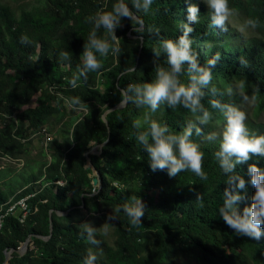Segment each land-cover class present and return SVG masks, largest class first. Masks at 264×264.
I'll return each instance as SVG.
<instances>
[{
  "label": "trees",
  "instance_id": "16d2710c",
  "mask_svg": "<svg viewBox=\"0 0 264 264\" xmlns=\"http://www.w3.org/2000/svg\"><path fill=\"white\" fill-rule=\"evenodd\" d=\"M17 1L0 0V157L22 160L23 166L0 167V205L17 191L21 192L16 199L33 196L27 201L31 213L22 224L11 216L2 222L0 264L4 250L18 248L30 235H49L50 218V238L35 244L29 241L28 246L39 251L22 257L15 253L9 259L16 258V263L10 264H82L89 248L103 252L96 264H165L179 256L195 264H264V236L259 241L238 236L218 213L228 187L227 175L215 157L219 139H205L211 132L219 136L226 123L219 110L211 107L212 100L239 108L245 105L237 91L241 81L245 82L244 93H255L257 97L253 115L247 116L248 129L250 133L264 134V124L257 119L264 111V0H229L239 20L260 21L259 27L244 28V33L229 24L227 32L214 27L202 1L153 0L147 14L137 13L135 21L122 19L124 28L117 29L116 34L121 39L120 56L114 57L110 52L102 57L97 53L102 68L89 72L87 82L81 79L75 89L69 81L82 66L83 46L93 28L87 18L99 11L103 3L36 0L16 8L8 4ZM115 2L108 0L105 10L110 11ZM125 2L131 7V0ZM190 3L200 10L199 22L191 25L194 31L190 37L199 63L205 65L216 53L221 55L202 100L213 119L207 125L198 124L202 136L192 137L204 152L206 181L191 171L170 178L167 170H151L148 155L136 139V134L148 127L144 124V114L150 111L146 106L137 108L129 102L106 115L107 126L100 119L108 108L120 103L118 87L155 80L153 49L160 48L158 62L167 67L161 41L175 40L181 35ZM23 35L28 36L29 44L20 43ZM97 36L104 38L108 34L100 28ZM63 50L72 54L71 61L59 58ZM241 59L247 65H242ZM126 68L135 71L121 77ZM181 81L188 82L187 74L181 76ZM97 85L104 91L95 88ZM35 90L41 91L36 105L26 107ZM59 95L79 96L89 106L90 115L69 111ZM151 116L174 132L182 131L189 121H196L182 106L172 109L161 105ZM51 120L56 122L51 124L55 128L51 141L46 150L40 148L36 157H31V137L41 135ZM137 120L141 122L139 129L133 127ZM105 141L100 156L92 162L99 175V187L93 188L90 171L84 168L85 154L91 145ZM253 163L264 169V158L253 156L235 171L250 181L247 168ZM254 191L249 182L248 199L239 204L241 211L250 205ZM149 192L156 195L150 197ZM197 192L204 195L203 206L196 201ZM138 197L146 211L141 225L132 227L129 218L117 208L134 203ZM97 205L106 207L116 217L111 244L99 232L96 239L100 244H90L86 235H81L83 229L67 221L81 206L90 210ZM57 212L67 214L59 216Z\"/></svg>",
  "mask_w": 264,
  "mask_h": 264
},
{
  "label": "clouds",
  "instance_id": "9594fccd",
  "mask_svg": "<svg viewBox=\"0 0 264 264\" xmlns=\"http://www.w3.org/2000/svg\"><path fill=\"white\" fill-rule=\"evenodd\" d=\"M207 6L211 23L214 27L227 32L229 18L236 15V11L229 6V0H202ZM153 0H131V7L125 0H116L110 11L99 10L87 18V22L93 25L87 42L83 46V63L77 69L69 81L71 87H78V81L88 80L89 72H98L102 68L101 61L97 59V53L107 57L109 53L119 57L122 49L120 38L115 34L116 29L121 27L122 19L129 21L137 20V13L147 14L150 11ZM135 9V12L133 11ZM187 23H182L181 35L177 39H164L161 41V48L167 60V67L159 64L161 50L153 49L155 80L142 84H129L127 87L119 88L120 106L134 103L137 108L147 107L150 111L144 114V124L147 130L136 134V139L142 146L149 158V166L153 172L167 170L170 178H176L182 172H193L201 180H207L208 176L203 170L204 152L201 145L192 139L193 135L202 136V128L199 125H207L213 114L202 103L205 97V89L209 87L213 79L212 70L216 68L221 59L220 53H216L205 65H201L198 59V52L193 50V41L190 38L194 28L191 26L199 22L200 10L196 4H189L187 7ZM142 26V25H141ZM260 26L259 19H248L243 28L256 29ZM105 29L108 36L98 38L97 30ZM242 28V30H243ZM110 37V40H109ZM111 41V42H110ZM21 44H29L27 35L20 38ZM59 58L63 61H71L72 54L66 50L59 52ZM242 65L247 61L241 59ZM187 66V67H185ZM135 71L124 69L121 77L128 72ZM187 74L188 82L181 81V76ZM245 82L237 85V91L241 94L244 102H255L256 94L251 96L244 93ZM256 91H259L257 88ZM213 94L216 89H212ZM229 95L232 94L229 90ZM59 99L69 109L75 112H83L90 115L89 106L79 96L64 97ZM211 107L219 110L225 118V126L222 133H208L205 139L209 142L219 139V150L215 157L223 173L227 175V188L223 192V205L218 208V213L225 224L238 236H246L252 240L259 241L264 236V169L257 167L255 163L249 164L247 174L250 181H246L235 170L238 165L247 163L253 156L264 158V134L250 133L247 126V114L234 104L222 103L219 100H212ZM161 105L175 109L182 106L188 109L196 121H189L180 132H174L166 124H161L152 119L151 114L155 113ZM108 111L111 110L108 108ZM100 119H103L100 116ZM133 127L139 129L141 122L135 121ZM250 182L255 189L250 200V205L243 207L239 204L248 199L247 184ZM98 188V185H97ZM95 193V192H94ZM243 193V194H242ZM204 199L203 193H196V201L201 203ZM117 211H122L128 218L132 227L141 225L142 217L145 214L146 206L140 197L134 198V203L120 205ZM116 217L109 214L106 222L101 226L104 234H107L111 223ZM83 229L81 235L85 236L88 242L98 246L100 241L96 239L97 228L90 222L80 224ZM92 248L87 250L82 264H96L98 255Z\"/></svg>",
  "mask_w": 264,
  "mask_h": 264
},
{
  "label": "rangeland",
  "instance_id": "374dc122",
  "mask_svg": "<svg viewBox=\"0 0 264 264\" xmlns=\"http://www.w3.org/2000/svg\"><path fill=\"white\" fill-rule=\"evenodd\" d=\"M103 1L100 0V2H102V3H103ZM199 1H202V0H199ZM29 3L30 4L36 3V0H18L16 3H10L9 2L8 4L11 7L16 8L17 6H22L24 4H29ZM228 24L231 28H234L237 32L244 33V31H245V29L243 28L244 22L242 20H239L236 16L230 17ZM123 28H124V26H123V24H121V27L118 28V30L123 29ZM242 28H243V30H242ZM118 30L116 29L115 34H117ZM114 57H116V56H114ZM95 88H98L100 91H104V89L101 85H97ZM40 95H41V91L35 90L32 93L31 100L26 105V107H29V108L34 107L36 105V100L40 97ZM66 107L70 111L68 106H66ZM240 108L246 112L247 116H252L254 111H255V102H251V101L246 102L245 105L241 106ZM80 113H82V112H75L74 111V114H76V115H78ZM257 119L259 120L260 123L264 124V111H262L258 115ZM53 122H55V121L54 120L50 121V123L48 124L46 129H44L42 131L41 135H33L31 137V143H32L30 146L31 157H36V154L40 151V148H44V150H46L47 143L49 141H51V139L53 137V133L55 131V128L53 126H51V124ZM93 147H94V145H91L89 151L85 154L84 166H87V168L89 169L91 179L93 177H97V179H99V175L92 165V162L96 161L98 158V155H96L94 152L91 151V149ZM4 166L21 168L23 166V162H22V160L17 161V160L7 158V157H0V167H4ZM93 184H94V182H93ZM93 188H94V185H93ZM147 195L150 197H154L156 195V192H149ZM109 214L110 213H109L108 209L102 205H97L95 207V209H90V210H88L87 208H83V206H81L77 212L72 213L69 216L67 221H69L70 223L77 225L79 227H80V224H82V223L90 222L94 227L97 228V232L104 235L106 240L111 244L112 243V233H113V230L115 227L114 221H109V223H111L112 225H110L107 234H104L103 228L101 227L106 222V218ZM30 240H31L30 243L35 244V243L39 242V240H41V239L32 237ZM42 249L43 248H41V250ZM37 251H39V250H28L26 253L37 252ZM172 257L173 256H171L170 258H172ZM10 263H16V258L9 259L8 264H10ZM165 264H195V263H193L191 259H183V257L179 256L178 258H175V257L172 258V261H171V259H169Z\"/></svg>",
  "mask_w": 264,
  "mask_h": 264
},
{
  "label": "water",
  "instance_id": "95a60500",
  "mask_svg": "<svg viewBox=\"0 0 264 264\" xmlns=\"http://www.w3.org/2000/svg\"><path fill=\"white\" fill-rule=\"evenodd\" d=\"M125 106H126V105H124V106H120V103H119L118 105H116V106H114V107H112V108H109V109L111 110V112H113V111H115V110H120V109L124 108ZM111 112H109L108 110H106L105 113L102 115V117H103L102 120H103V122L105 123L106 126H107V121H106L105 117H106L107 114H109V113H111ZM108 133H109V131H108ZM105 143H106V141L103 142V143L100 144V145L94 146V147L91 149V151L94 152L96 155L100 156V154H101V152H102V148H103V146L105 145ZM84 168H85V169H88L87 166H85ZM93 169H94V168H93ZM91 170H92V169H91ZM90 179H91V176H90ZM93 182H94V184H93ZM91 183H92V186L94 185V188H96L97 185H98V187H99V179H97V177H93V178L91 179ZM94 194H95V193L93 192L92 195H94ZM51 213H52V212L50 211V217H51ZM57 214H58L59 216H61V215H65V214H67V212H66V213H59V212H57ZM49 222H50V224H49V235H47V236H45V237H43V236L30 235V236H28V237L26 238V240H25L23 243H21V244L19 245L18 248H16V249L11 248V249H8V250H4V251H3V263H2V264H8V263H9V258L7 257V255H9V257H10V256H14L15 253H17V255H18L19 257H22V256H24V255L26 254V252H27L28 250H32V249L30 248V246H28V245H29V241H30V239H31L32 237H34V238H39V239H41L43 242H46V241L50 238V236H51V232H52V222H51V218L49 219Z\"/></svg>",
  "mask_w": 264,
  "mask_h": 264
},
{
  "label": "built area",
  "instance_id": "2783aa9c",
  "mask_svg": "<svg viewBox=\"0 0 264 264\" xmlns=\"http://www.w3.org/2000/svg\"><path fill=\"white\" fill-rule=\"evenodd\" d=\"M108 0L103 1V5L100 8L105 10ZM21 191H17L12 197L8 199V201L4 205H0V229L2 227V222L4 218L11 216L18 220L19 223H23L26 217L31 213V208L28 205L27 201L33 195H29L26 197H22L16 199V196Z\"/></svg>",
  "mask_w": 264,
  "mask_h": 264
},
{
  "label": "bare ground",
  "instance_id": "6f19581e",
  "mask_svg": "<svg viewBox=\"0 0 264 264\" xmlns=\"http://www.w3.org/2000/svg\"><path fill=\"white\" fill-rule=\"evenodd\" d=\"M7 257L9 258V255H7Z\"/></svg>",
  "mask_w": 264,
  "mask_h": 264
}]
</instances>
